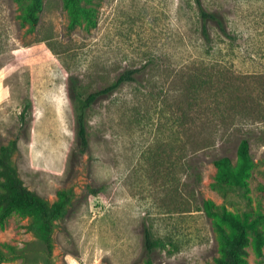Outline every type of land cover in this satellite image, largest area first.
<instances>
[{"label": "rangeland", "instance_id": "rangeland-1", "mask_svg": "<svg viewBox=\"0 0 264 264\" xmlns=\"http://www.w3.org/2000/svg\"><path fill=\"white\" fill-rule=\"evenodd\" d=\"M201 1L231 41L208 23L205 42L194 0H87L92 21L74 29L62 2L45 0L34 31L17 0H0V146L17 140L13 161L30 192L50 203L60 190L74 193L49 257L30 219L13 214L0 251L26 252L0 264H143L146 229L162 245L151 264H216L220 245L202 202L238 218L264 215V0ZM152 59L139 85L88 110L80 154L72 84L86 96ZM244 138L246 186L221 191L212 162L235 165ZM245 251L247 264H264L252 237Z\"/></svg>", "mask_w": 264, "mask_h": 264}, {"label": "trees", "instance_id": "trees-1", "mask_svg": "<svg viewBox=\"0 0 264 264\" xmlns=\"http://www.w3.org/2000/svg\"><path fill=\"white\" fill-rule=\"evenodd\" d=\"M20 5L22 23L26 24L30 31H34L39 23L40 15L44 8L45 0H17ZM67 12L69 27L76 28L81 20L87 24L92 21V14L85 8L87 0H60ZM202 21V36L206 43H209L210 36L207 33V24L212 23L218 33L231 41V36L223 23L221 16L216 12H208L201 0H194ZM158 60L152 59L146 65L137 70L122 73L109 86L90 93L81 95L75 84L72 89L71 100L76 109L75 123L77 127V149L84 154L89 148L88 135V110L101 98H107L119 90L123 85L135 83L139 85V79L143 78L150 67L157 65ZM189 85L194 88L195 83ZM198 89L194 91L197 94ZM219 86L215 89V96L221 94ZM186 94H184L185 96ZM201 103L199 104V106ZM188 106V102H187ZM190 108V104H189ZM205 148V143H202ZM18 152L17 140H12L6 145L0 146V227H3L13 214H19L29 218V231L33 237L43 246V253L50 256L53 249V232L56 223L64 218L69 208L73 205L74 193L72 190H60L56 200L50 203L40 195L30 192L25 186L18 173L13 156ZM237 161L232 164L228 157H219L213 160L212 164L217 170V183L215 187L240 191L246 186V180L252 169V158L250 155V144L248 139H241L236 149ZM92 191V190H91ZM205 217L212 221L217 233L220 245L221 257L216 264H247L246 248L249 246L250 237L253 239V248L258 257H262L264 247V235L261 225L264 223V215L258 214L250 217L244 214L241 218L234 216L224 207L215 205L212 201L204 200L201 206ZM230 231L228 234L225 230ZM161 242L155 240L149 230L143 235V249L146 259L143 264H151L148 255L161 247ZM7 253L0 251V263L14 261L24 256L26 250L6 246Z\"/></svg>", "mask_w": 264, "mask_h": 264}]
</instances>
